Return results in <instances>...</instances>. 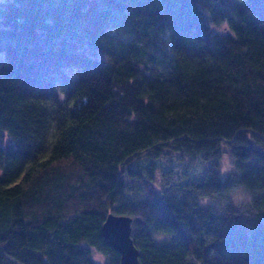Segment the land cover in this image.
<instances>
[{
    "label": "trees",
    "instance_id": "obj_1",
    "mask_svg": "<svg viewBox=\"0 0 264 264\" xmlns=\"http://www.w3.org/2000/svg\"><path fill=\"white\" fill-rule=\"evenodd\" d=\"M0 50V264H120L109 213L140 264H264V0H0Z\"/></svg>",
    "mask_w": 264,
    "mask_h": 264
},
{
    "label": "rangeland",
    "instance_id": "obj_2",
    "mask_svg": "<svg viewBox=\"0 0 264 264\" xmlns=\"http://www.w3.org/2000/svg\"><path fill=\"white\" fill-rule=\"evenodd\" d=\"M5 59V53L3 50H0V63ZM211 165L210 161L197 160L196 162H192L189 158H179V155H174L171 157L170 161L167 162L163 166V169L174 170L175 181H189V180H203L205 177L208 167ZM236 167L231 157L227 156L225 162H221V166L219 168V172L221 174H228L230 172H236ZM159 174V173H157ZM161 174V173H160ZM185 174V175H184ZM232 200L236 204L244 203L247 201H251L252 195L244 190L237 191L233 193L231 196ZM93 259L97 264H105L104 257L101 253H99L96 249L92 251Z\"/></svg>",
    "mask_w": 264,
    "mask_h": 264
},
{
    "label": "water",
    "instance_id": "obj_3",
    "mask_svg": "<svg viewBox=\"0 0 264 264\" xmlns=\"http://www.w3.org/2000/svg\"><path fill=\"white\" fill-rule=\"evenodd\" d=\"M133 217L109 213L103 224V235L108 245L120 254V264H140V251L132 238Z\"/></svg>",
    "mask_w": 264,
    "mask_h": 264
},
{
    "label": "clouds",
    "instance_id": "obj_4",
    "mask_svg": "<svg viewBox=\"0 0 264 264\" xmlns=\"http://www.w3.org/2000/svg\"><path fill=\"white\" fill-rule=\"evenodd\" d=\"M213 27H216V30L218 32H220L221 34L225 33L228 30H230V25L228 24L227 20L221 21L218 26L213 25Z\"/></svg>",
    "mask_w": 264,
    "mask_h": 264
}]
</instances>
